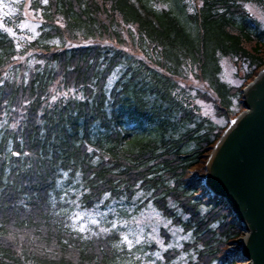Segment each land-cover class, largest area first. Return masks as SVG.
<instances>
[{
	"label": "trees",
	"instance_id": "trees-1",
	"mask_svg": "<svg viewBox=\"0 0 264 264\" xmlns=\"http://www.w3.org/2000/svg\"><path fill=\"white\" fill-rule=\"evenodd\" d=\"M197 2L18 0L0 17V264L237 262L223 249L240 225L189 174L264 68V30L245 5L264 0ZM25 7L41 20L37 38L19 30ZM225 59L240 66L241 88L224 79ZM191 76L225 124L180 85ZM149 204L190 234L185 251L155 258L154 245L124 241L122 222ZM77 209L107 215L81 235L69 224Z\"/></svg>",
	"mask_w": 264,
	"mask_h": 264
},
{
	"label": "water",
	"instance_id": "water-1",
	"mask_svg": "<svg viewBox=\"0 0 264 264\" xmlns=\"http://www.w3.org/2000/svg\"><path fill=\"white\" fill-rule=\"evenodd\" d=\"M243 94L246 110L213 149L204 184L226 199L238 222L246 226L244 261L264 264V70Z\"/></svg>",
	"mask_w": 264,
	"mask_h": 264
},
{
	"label": "rangeland",
	"instance_id": "rangeland-1",
	"mask_svg": "<svg viewBox=\"0 0 264 264\" xmlns=\"http://www.w3.org/2000/svg\"><path fill=\"white\" fill-rule=\"evenodd\" d=\"M12 2H13V6H11ZM194 2L196 5L198 4L197 0H194ZM20 4L21 3H18V0H0V17H3V15L7 11L9 12V14L11 13V15L14 16L15 13H17L16 7L17 5ZM4 5H7V7H4ZM245 5L247 7V10L250 11V13L252 14V17L256 21H258L260 29L264 30V9L262 8V6L256 2L248 3ZM25 10L26 11L23 13V17L26 22L25 24H23L24 26H20L19 30H21L22 32L29 31L30 34L32 33L31 35L33 37L37 38L39 35L38 28L41 22V20H39L38 13H34L26 7ZM0 23L2 25V22ZM11 34L10 35L13 38L14 42L15 41L22 42L23 35L18 34V32L15 34L14 32H12ZM223 66H224V73H223L224 79L227 82H229L233 87L241 88V86L243 85L244 76L240 72V66L237 65L236 62L231 59H225L223 61ZM113 81L114 79L111 80L112 83H114ZM180 85H183L185 89L191 91V92H187V94H189L191 98L192 96L197 97L198 100L197 103L203 115L212 117L213 120L219 124H225V121L220 120L216 114L217 110L215 107V100L213 101L212 97H210L208 88H206L205 83L199 81L194 76H191V78L188 80H180ZM193 90H197L198 92H200L201 97H199L198 95L199 93L196 95ZM242 98H243L242 103L240 105L236 104V106L233 108L234 110L231 114L230 120L228 119L229 124H231L230 122H232L236 118L234 115H236L240 109H241L239 112L240 114L245 112L246 109L244 108L243 105V101L245 100L244 94ZM211 153L209 154V157L207 158L206 162L203 165L197 168L195 167V169L191 170L189 174L191 178L193 177L195 179L196 178L200 179V181H202V184L204 186H205L204 183L207 182L208 161L212 155ZM208 190L212 194V196L217 197L209 188ZM217 198L222 199L225 202V205L229 207L226 199L222 197H217ZM229 209L232 213V217L235 218L237 223L240 225L239 228L241 229L242 232L240 237L237 238L234 241V243H232V245L225 247L223 249L224 254L233 257L232 260L233 261L236 260L237 264H251L249 261H244L241 255L242 240L244 238L246 239L249 233L247 232L244 223L238 222L235 214L233 213L232 208L229 207ZM70 215L71 217L69 220V224L71 226V230L76 234L85 235L87 232H89V230H91L97 225H100L101 219L104 218L107 214L100 211V209L99 210L93 209L88 211H81L77 209V211H73V213H71ZM135 219L136 220H134L133 222H127V223L122 222L123 227L126 228L125 236L128 237V240L126 241L124 239V241L129 245V247H133L134 245L136 246L141 245L147 242V244L154 245V247L156 248V250L154 251H152L150 248L148 252L150 254L152 253L155 258L164 257V259L166 258L167 254L165 253L167 252L168 249L179 248L184 251L186 250L187 247L185 244L188 243V241H190L189 240L190 234L185 235L182 229H180L177 226L174 227L170 223V221L164 220L161 214L155 211V209H153V206H151V204H149V206L144 208L141 214H139V216H137ZM91 220H96L97 224L95 225L91 224ZM82 226L85 228L84 232L79 231L80 227ZM162 229L168 232V237L167 236L165 237V234L161 232ZM167 240H169V242H166ZM128 241H131L132 243L129 244ZM136 241H139V243H137ZM182 258H183V264H187V262H185L187 256L184 255Z\"/></svg>",
	"mask_w": 264,
	"mask_h": 264
},
{
	"label": "snow or ice",
	"instance_id": "snow-or-ice-1",
	"mask_svg": "<svg viewBox=\"0 0 264 264\" xmlns=\"http://www.w3.org/2000/svg\"><path fill=\"white\" fill-rule=\"evenodd\" d=\"M43 3H44V4H47V3H48V0H43ZM4 7H7V5H4ZM6 14H7V13H6ZM114 75H115V73H114ZM65 95H67V93H65ZM53 99H55V97H54ZM42 122H43V121L41 120L40 123H42ZM40 135H41V136L44 135L43 131L40 133ZM15 155L19 156V155H21V153L17 152V153H15ZM23 155H24V156H27L28 153L25 152V153H23ZM65 175H67V173H65ZM91 224L95 225V224H97V221H96V220H91ZM108 230H109V229L101 228V229H98V232H107ZM79 231H80V232H84V231H85V228L82 226V227H80ZM124 239L127 241V240H128V237L125 236ZM128 242H129V244L132 243L131 241H128ZM136 242L139 243V241H136Z\"/></svg>",
	"mask_w": 264,
	"mask_h": 264
},
{
	"label": "bare ground",
	"instance_id": "bare-ground-1",
	"mask_svg": "<svg viewBox=\"0 0 264 264\" xmlns=\"http://www.w3.org/2000/svg\"><path fill=\"white\" fill-rule=\"evenodd\" d=\"M245 239V238H244ZM242 240V244H241V248L243 247L244 243L247 241L246 239L245 240ZM245 241V242H244ZM244 242V243H243Z\"/></svg>",
	"mask_w": 264,
	"mask_h": 264
}]
</instances>
